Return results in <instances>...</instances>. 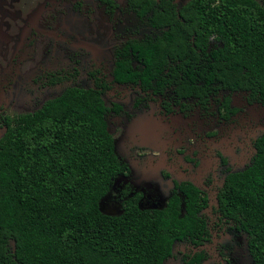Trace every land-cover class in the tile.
Masks as SVG:
<instances>
[{
	"label": "flooded vegetation",
	"instance_id": "flooded-vegetation-1",
	"mask_svg": "<svg viewBox=\"0 0 264 264\" xmlns=\"http://www.w3.org/2000/svg\"><path fill=\"white\" fill-rule=\"evenodd\" d=\"M196 1L212 0H0V138L14 116L91 88L124 165L107 194L118 213L129 199L157 210L182 187L198 191L202 231L174 240L164 264H255L251 235L222 197L227 176L259 154L264 105L202 77L222 44L197 41L198 19L222 14Z\"/></svg>",
	"mask_w": 264,
	"mask_h": 264
},
{
	"label": "trees",
	"instance_id": "trees-1",
	"mask_svg": "<svg viewBox=\"0 0 264 264\" xmlns=\"http://www.w3.org/2000/svg\"><path fill=\"white\" fill-rule=\"evenodd\" d=\"M196 5L222 14L198 19L197 41L213 35L222 44L206 53L202 77L264 105V8L256 0ZM106 111L97 91L71 87L8 124L0 138V264H164L174 240L200 234L191 184L162 209L136 199L117 214L100 209L124 167ZM259 149L248 168L227 176L222 198L241 215L255 264H264V135Z\"/></svg>",
	"mask_w": 264,
	"mask_h": 264
},
{
	"label": "rangeland",
	"instance_id": "rangeland-1",
	"mask_svg": "<svg viewBox=\"0 0 264 264\" xmlns=\"http://www.w3.org/2000/svg\"><path fill=\"white\" fill-rule=\"evenodd\" d=\"M110 128L114 135L118 134V131H116V128L119 130V127L113 119L110 121ZM101 208L106 213L116 214L119 212V207L114 199V193L110 194V196H106L101 201ZM169 264H181L176 258L173 262H169Z\"/></svg>",
	"mask_w": 264,
	"mask_h": 264
},
{
	"label": "water",
	"instance_id": "water-1",
	"mask_svg": "<svg viewBox=\"0 0 264 264\" xmlns=\"http://www.w3.org/2000/svg\"><path fill=\"white\" fill-rule=\"evenodd\" d=\"M102 201V200H101ZM101 201H100V209L102 210V208H101ZM103 211V210H102ZM104 212V211H103ZM106 213V212H105ZM108 214H111V213H108Z\"/></svg>",
	"mask_w": 264,
	"mask_h": 264
}]
</instances>
